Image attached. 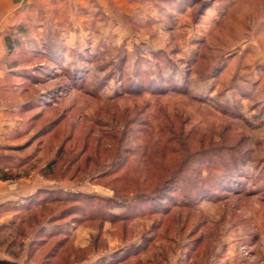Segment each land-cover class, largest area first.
Instances as JSON below:
<instances>
[{"label": "rangeland", "instance_id": "rangeland-1", "mask_svg": "<svg viewBox=\"0 0 264 264\" xmlns=\"http://www.w3.org/2000/svg\"><path fill=\"white\" fill-rule=\"evenodd\" d=\"M0 105V261L264 264V0H0Z\"/></svg>", "mask_w": 264, "mask_h": 264}, {"label": "trees", "instance_id": "trees-1", "mask_svg": "<svg viewBox=\"0 0 264 264\" xmlns=\"http://www.w3.org/2000/svg\"><path fill=\"white\" fill-rule=\"evenodd\" d=\"M5 42L7 43V45L9 46L10 50H11V44L9 43L8 39H5ZM22 166L20 164L16 165V167H10V170H18L20 169ZM51 167H53V164L50 163V165L47 166V169H51ZM8 171H5V167L3 166L2 161H0V180L2 181H17L19 179L22 178V173L17 174L15 176L9 175V173H7ZM29 175V174H26ZM55 191H50V190H44L41 189L38 192H36V194H34L33 196H31L30 198H28L27 200H25V202L21 205H14V204H7L4 207H0V211H4V212H12L14 213L13 217L15 219H17L18 217H20L23 214H29L32 213L34 210L38 209V208H44L46 206V203L48 202H55V201H62L63 198H59V197H53ZM43 196V197H42ZM118 202V201H117ZM127 210H126V215L120 217V216H111L110 217L114 220H117V218H124L123 220H126V218H129L130 216L127 215ZM12 223V221H11ZM9 224L7 227H12V224ZM42 242V241H41Z\"/></svg>", "mask_w": 264, "mask_h": 264}, {"label": "crops", "instance_id": "crops-1", "mask_svg": "<svg viewBox=\"0 0 264 264\" xmlns=\"http://www.w3.org/2000/svg\"><path fill=\"white\" fill-rule=\"evenodd\" d=\"M1 106V105H0ZM1 115V114H0ZM5 119L3 116H0V128L1 126L6 125L7 123L3 122ZM10 130L0 129V138L5 135ZM45 184L40 180L39 176H33L29 180H19V181H2L0 180V207H4L7 204H14V205H21L36 194L41 188L44 187ZM13 216H7L3 218L2 223L3 225L9 224L12 220Z\"/></svg>", "mask_w": 264, "mask_h": 264}, {"label": "water", "instance_id": "water-1", "mask_svg": "<svg viewBox=\"0 0 264 264\" xmlns=\"http://www.w3.org/2000/svg\"><path fill=\"white\" fill-rule=\"evenodd\" d=\"M0 264H13V263L5 262V261H0Z\"/></svg>", "mask_w": 264, "mask_h": 264}]
</instances>
